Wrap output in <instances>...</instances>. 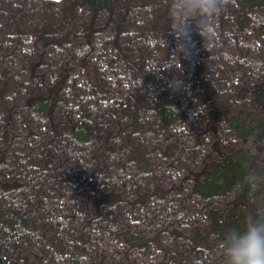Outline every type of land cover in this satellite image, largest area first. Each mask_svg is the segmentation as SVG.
<instances>
[{
    "label": "trees",
    "instance_id": "1",
    "mask_svg": "<svg viewBox=\"0 0 264 264\" xmlns=\"http://www.w3.org/2000/svg\"><path fill=\"white\" fill-rule=\"evenodd\" d=\"M177 44L168 0H0V264H225L264 213V0Z\"/></svg>",
    "mask_w": 264,
    "mask_h": 264
},
{
    "label": "clouds",
    "instance_id": "2",
    "mask_svg": "<svg viewBox=\"0 0 264 264\" xmlns=\"http://www.w3.org/2000/svg\"><path fill=\"white\" fill-rule=\"evenodd\" d=\"M224 0H168L169 22L178 44L177 52H186L190 24L195 21L204 37L209 22L220 13ZM174 57L177 58L175 54ZM225 264H264V213L245 218L242 225L229 228L220 240Z\"/></svg>",
    "mask_w": 264,
    "mask_h": 264
}]
</instances>
